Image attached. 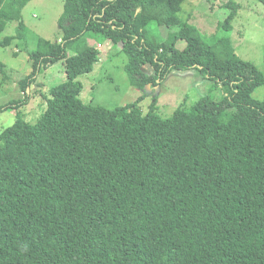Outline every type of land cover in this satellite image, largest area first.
<instances>
[{
	"label": "trees",
	"instance_id": "16d2710c",
	"mask_svg": "<svg viewBox=\"0 0 264 264\" xmlns=\"http://www.w3.org/2000/svg\"><path fill=\"white\" fill-rule=\"evenodd\" d=\"M26 1L0 0V34L14 20L22 31ZM184 1L65 0L62 38L28 52L25 97L0 112L27 104L42 67L63 60L67 81L49 89L36 123L16 118L0 132V264H264V97L251 96L264 75L235 53L234 1L207 38L179 18ZM88 32L120 45L134 87L194 69L224 95L168 117L155 101L142 114V97L85 104L76 78L99 53L65 49Z\"/></svg>",
	"mask_w": 264,
	"mask_h": 264
},
{
	"label": "rangeland",
	"instance_id": "374dc122",
	"mask_svg": "<svg viewBox=\"0 0 264 264\" xmlns=\"http://www.w3.org/2000/svg\"><path fill=\"white\" fill-rule=\"evenodd\" d=\"M227 1L185 0L178 16L194 26L204 38L211 37L219 22L227 15L228 10L222 8V4ZM232 1L237 4V12L229 37L235 53L242 60L252 63L264 75V5L258 0ZM64 3L65 0H27L20 11L22 31L16 28L18 22L15 20L6 23L0 34V63L3 64V72H0V105L25 97L19 81L32 70L28 52L37 50L41 40L56 43L62 38L59 18ZM6 37L11 40L4 46L1 42ZM176 47L183 49L185 42L179 40ZM89 48L98 51L99 60L90 73L76 78L82 86L79 97L85 104L113 110L142 97L137 104L142 114L155 101L157 113L161 117H168L179 106L190 108L202 96L219 100L224 95L221 85L208 80L194 69L172 71L155 87H134L129 83L125 71L127 56L120 51V45L113 44L98 33L88 32L70 43L65 49V57ZM142 70L147 74L152 73L149 65L143 66ZM65 81L67 75L63 60L42 67L37 79L26 91L27 104L0 112V132L12 125L16 118L29 124L36 123L46 107L49 89ZM251 96L255 100L263 99L264 84L255 89Z\"/></svg>",
	"mask_w": 264,
	"mask_h": 264
}]
</instances>
